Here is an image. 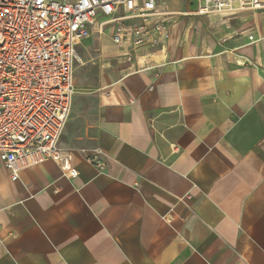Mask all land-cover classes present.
<instances>
[{"label":"crops","instance_id":"1","mask_svg":"<svg viewBox=\"0 0 264 264\" xmlns=\"http://www.w3.org/2000/svg\"><path fill=\"white\" fill-rule=\"evenodd\" d=\"M162 5L181 16L151 69L111 27L76 46L75 178L0 163V264H264V11Z\"/></svg>","mask_w":264,"mask_h":264},{"label":"built area","instance_id":"2","mask_svg":"<svg viewBox=\"0 0 264 264\" xmlns=\"http://www.w3.org/2000/svg\"><path fill=\"white\" fill-rule=\"evenodd\" d=\"M162 1L0 0V163L11 181L47 160L67 178L78 175L75 153L59 145L75 93L76 46L111 27L126 62L151 69L181 16ZM194 1L195 16L264 11V0Z\"/></svg>","mask_w":264,"mask_h":264}]
</instances>
